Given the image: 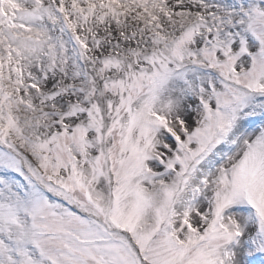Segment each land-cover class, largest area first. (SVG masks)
Wrapping results in <instances>:
<instances>
[{
  "label": "snow or ice",
  "instance_id": "obj_1",
  "mask_svg": "<svg viewBox=\"0 0 264 264\" xmlns=\"http://www.w3.org/2000/svg\"><path fill=\"white\" fill-rule=\"evenodd\" d=\"M0 264H264V0H0Z\"/></svg>",
  "mask_w": 264,
  "mask_h": 264
}]
</instances>
